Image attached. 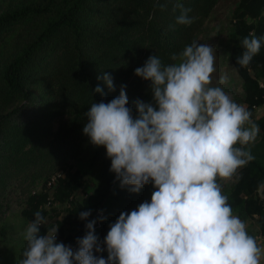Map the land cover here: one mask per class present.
<instances>
[{
  "label": "trees",
  "instance_id": "1",
  "mask_svg": "<svg viewBox=\"0 0 264 264\" xmlns=\"http://www.w3.org/2000/svg\"><path fill=\"white\" fill-rule=\"evenodd\" d=\"M219 1L181 0L195 18L190 26L176 23L180 9L173 11L175 0L163 11L165 0H17L0 13V222L14 190L25 199L19 216L29 224L37 211L47 220L56 204L72 201L85 176L96 175L106 192L97 185L65 210L57 243L63 238L66 246L78 247L77 239L87 231V221L79 218L82 211H91L95 234L104 240L111 223L95 211L103 209L115 174L106 149L91 145L83 133L85 113L93 102L117 97L122 85L134 113L137 99L151 102L150 82L136 76L135 69L153 55L171 63L173 54L196 40ZM229 24L224 50L242 92L232 99L251 111L260 131L257 145L249 146L255 159L238 170L224 194L233 214L245 224L255 219L264 237V203L257 192L264 182V114L254 116L264 104V0H238ZM249 34L261 38L262 47L244 68L237 59ZM104 73L112 76L114 92L98 79ZM97 86L103 95L94 91ZM27 107V116L15 121ZM59 172L53 190L48 189ZM37 187L39 193L34 192ZM66 223L71 229L64 234ZM250 224L249 235L254 229ZM52 226L42 225L40 234Z\"/></svg>",
  "mask_w": 264,
  "mask_h": 264
},
{
  "label": "clouds",
  "instance_id": "2",
  "mask_svg": "<svg viewBox=\"0 0 264 264\" xmlns=\"http://www.w3.org/2000/svg\"><path fill=\"white\" fill-rule=\"evenodd\" d=\"M172 2L165 0L161 10ZM176 9L177 24L194 22L181 0H175ZM241 46L237 63L246 68L261 50V38L249 34ZM215 59L213 46L196 41L167 65L153 55L135 69L150 82L151 102L137 99L134 113L122 85L111 101L91 104L84 135L106 149L121 189L138 194L151 184V200L121 212L102 242L91 211L80 212L87 231L76 249L57 243L58 227L41 235L46 220L37 211L23 233L27 246L18 264H261L264 248L233 214L223 192L224 183L255 159L249 146L260 129L251 111L219 86L227 75L213 86ZM98 79L115 91L111 75ZM94 91L104 94L100 86ZM257 192L264 199V182Z\"/></svg>",
  "mask_w": 264,
  "mask_h": 264
},
{
  "label": "rangeland",
  "instance_id": "3",
  "mask_svg": "<svg viewBox=\"0 0 264 264\" xmlns=\"http://www.w3.org/2000/svg\"><path fill=\"white\" fill-rule=\"evenodd\" d=\"M16 2L17 0H0V13ZM237 2L238 0H220L212 11L209 19L206 21L201 33L195 40L198 43L210 44L216 49V71L213 74V86H216V82L221 76L227 75V83L219 86H221L231 98H233V96L238 97L242 94L240 79L235 71L232 70L224 50L232 10ZM28 113V107L23 108L18 116H14V120L19 121L24 119ZM254 116L257 118L260 114L255 113ZM258 141L259 139L256 140L251 147L256 146ZM73 165L75 164L73 163ZM95 176L96 175H87L84 177L81 188L73 195L71 202L61 206L56 204L54 210H51L52 212H50L46 224H52L58 227L59 223H63L66 215L65 210L68 207L73 208L72 204L82 201L91 195L97 185L100 191L106 192L104 183L100 184V180H97ZM233 181L234 179L224 183L223 192L231 186ZM111 182V186L107 189L108 196L104 201L103 209L98 208L95 211L99 216L103 213L111 224L118 219L121 212H130L136 209L138 205L145 200L150 202L151 194L154 191L153 186L149 184L146 185L140 193H131L127 189L120 188L116 177H114ZM34 192L39 193L40 188L37 187ZM24 201L25 199L17 190L12 191L6 198L5 203L7 207L4 210L5 219L0 222V264H18L19 260L23 258V252L27 246L26 241L23 239V233L28 224L19 216V212L24 207ZM255 222L256 220L254 219L250 225L257 230ZM249 228L251 227L249 226ZM70 229L71 225L68 223L64 224V234H67ZM254 229H251L250 235L256 238L259 234L258 231ZM60 239V243H62L63 238Z\"/></svg>",
  "mask_w": 264,
  "mask_h": 264
},
{
  "label": "built area",
  "instance_id": "4",
  "mask_svg": "<svg viewBox=\"0 0 264 264\" xmlns=\"http://www.w3.org/2000/svg\"><path fill=\"white\" fill-rule=\"evenodd\" d=\"M260 87L263 89L264 91V82H261L260 83ZM263 98H264V92H263ZM256 112L257 114H260V115H263L264 114V104L260 107H258L256 109ZM62 174L61 173H58L56 175H54L51 180L48 182L47 184V188L50 189V190H53L54 186H55V182H56V179L59 178ZM49 200H51V198H49ZM71 200V199H70ZM74 249V247H73ZM101 255V253H98V256ZM102 255L104 256V258L106 259L107 258V252L105 250L104 253H102Z\"/></svg>",
  "mask_w": 264,
  "mask_h": 264
},
{
  "label": "crops",
  "instance_id": "5",
  "mask_svg": "<svg viewBox=\"0 0 264 264\" xmlns=\"http://www.w3.org/2000/svg\"><path fill=\"white\" fill-rule=\"evenodd\" d=\"M101 216H103V213H102V215ZM106 218V217H105ZM107 219V218H106ZM108 221H109V219H107ZM253 222V221H252ZM251 222H247L246 223V226H247V228H248V226H249V224H250ZM256 230V229H255ZM258 230V229H257ZM256 230V231H257ZM257 238V243H258V245L259 246H261L262 248H264V237H262L261 235H259V236H257L256 237ZM261 264H264V257H262V259H261Z\"/></svg>",
  "mask_w": 264,
  "mask_h": 264
}]
</instances>
